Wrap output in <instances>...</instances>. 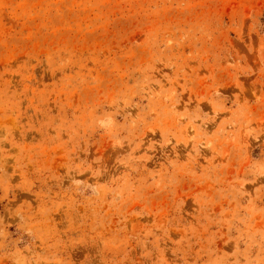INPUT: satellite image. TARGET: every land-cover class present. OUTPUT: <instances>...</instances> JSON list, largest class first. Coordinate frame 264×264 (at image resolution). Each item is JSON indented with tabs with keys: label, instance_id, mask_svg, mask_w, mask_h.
<instances>
[{
	"label": "rangeland",
	"instance_id": "rangeland-1",
	"mask_svg": "<svg viewBox=\"0 0 264 264\" xmlns=\"http://www.w3.org/2000/svg\"><path fill=\"white\" fill-rule=\"evenodd\" d=\"M0 264H264V0H0Z\"/></svg>",
	"mask_w": 264,
	"mask_h": 264
}]
</instances>
